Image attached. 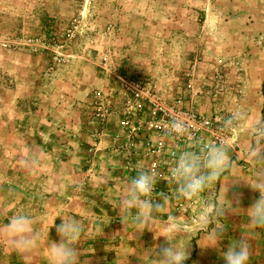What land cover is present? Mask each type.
<instances>
[{"label": "crops", "instance_id": "obj_1", "mask_svg": "<svg viewBox=\"0 0 264 264\" xmlns=\"http://www.w3.org/2000/svg\"><path fill=\"white\" fill-rule=\"evenodd\" d=\"M261 16L260 23L232 28L229 36L213 34L215 44L230 47L234 61L222 67L226 91L197 96L195 107L207 116L218 112L229 116L239 114L240 124L233 139L226 144L231 166L200 197L191 201L175 198V185L169 179V169L174 163L165 157L158 159L149 155V145L155 141V134L150 129H142L133 170H129L125 160L113 151L114 140L123 135L119 82V85H113L109 84L111 80L107 76L97 74L94 77L91 65H82L83 61L81 64L76 61L74 68H64L77 73L76 76H61L60 69L51 77L53 83L38 82L35 85L31 77L22 79L16 72L12 73L17 87H0V143H6V146H0V157L20 158L22 173L29 177L23 185H0L1 190H11V194L0 201V223L5 225L17 213L28 214L41 239L56 238V229L50 228V223L56 220L59 224L60 217L73 215L85 221L82 236L85 238L153 239L150 231L136 234L131 219L125 220L119 212L127 182L140 170H145L156 176L152 198L163 201L166 209L153 219L151 228L161 232L168 215L180 217L181 224L188 226L187 233L181 236L184 245L190 247L186 264H224L219 251L208 248L213 244L210 233L221 229L224 236L219 247L222 250L245 239L251 252L249 264H264V228L251 226L244 210L259 198V193L245 182H252L264 172V163L253 162L247 155L251 127L264 119V12ZM222 62L221 55L216 52H204L189 71L191 61L185 63L183 58L174 59L171 63L183 66L181 72L173 66L174 70L168 71L156 86L170 100L188 98L187 74L192 73L195 88L202 84L213 88L216 84L214 76ZM31 73L27 71V74ZM106 107L112 112L104 117L101 109ZM10 143L21 144V150L14 149ZM88 149H93L90 160L86 157ZM77 185L85 186L79 197ZM228 186V198L239 196L241 208L231 206L227 199ZM51 189L57 193L47 196ZM62 189L68 191L65 200H62ZM13 190H20L21 195L14 197ZM217 198L231 208L230 213L217 217L212 223L199 224L204 205ZM163 240L161 237L149 246L134 244L128 246L127 252L146 253L145 250ZM0 242V264H12L20 259L21 255L12 248L2 230ZM116 250L122 252L124 247L118 245ZM103 262L100 263L123 264L120 261ZM148 264H156V260Z\"/></svg>", "mask_w": 264, "mask_h": 264}, {"label": "rangeland", "instance_id": "obj_2", "mask_svg": "<svg viewBox=\"0 0 264 264\" xmlns=\"http://www.w3.org/2000/svg\"><path fill=\"white\" fill-rule=\"evenodd\" d=\"M263 12L264 0H0V74L9 79L8 83H0V87H17L12 76L15 72L22 79L31 77L35 85L53 83L51 77L60 69L61 76H76L77 73L64 68H74L76 61L78 64L83 61L82 65H91L94 77L107 76L109 84L121 86V79L126 77L159 89L157 82L161 83L164 75L174 70L173 66L181 72L183 66L171 63L174 59L191 61L190 71L200 54L216 52L224 61L218 67L222 71L223 66L234 60L229 46L215 44L214 32L229 36L232 28L260 23ZM10 144L21 150V144ZM0 146L6 143L1 142ZM91 150L86 152L89 160ZM20 160L0 157V185H23L28 180L29 174L23 175ZM84 188L77 185L78 197ZM67 192L62 189V200ZM12 193L14 197L21 195L20 190ZM54 193L57 190L51 189L47 196ZM10 194L11 190L0 189V201ZM0 224L2 230L3 223ZM81 224L83 232L78 247L83 253L82 261L155 262L146 253L127 251L128 246H149L156 240L85 238L82 237L85 221ZM50 225L52 228L53 223ZM48 239L58 237L41 239L29 259L20 254V259L12 264L42 261L50 264ZM118 245L124 247L122 252L116 250Z\"/></svg>", "mask_w": 264, "mask_h": 264}, {"label": "clouds", "instance_id": "obj_3", "mask_svg": "<svg viewBox=\"0 0 264 264\" xmlns=\"http://www.w3.org/2000/svg\"><path fill=\"white\" fill-rule=\"evenodd\" d=\"M239 124L240 116L236 114L225 118L220 130L226 133L231 132L237 129ZM164 133L173 138L191 139L192 125L184 114H179L172 116L164 124ZM247 155L253 162L264 163V121H256L252 125ZM34 163L33 161L32 164ZM230 166L229 152L222 139L209 142L200 148L199 152L182 151L169 169V179L175 185V198L191 201L200 197ZM156 183L154 173L140 170L127 182L120 200L119 212L125 220L131 219L136 234L150 231L153 233L154 240L159 241L161 237L164 238L163 243L145 250L149 257L155 258L156 264H186L190 257V247L184 245L181 236L187 233L188 226L181 224L180 217L168 215L161 232L153 231L151 228L153 219L166 210L163 201L152 198ZM245 183L251 190L259 193V198L244 209L249 224L264 228V172L259 173L252 182ZM220 190L223 191V185ZM229 190L228 186L227 199L231 202V206L241 208L239 196L228 198ZM230 211L231 208L223 204L219 198L215 201L210 200L202 208L198 223H212L217 217L227 216ZM60 218L61 223L57 225L55 220L52 226L56 229L58 240L46 241L50 264H89L87 260H81L83 253L78 247L83 232L81 221L73 215ZM2 231L12 248L25 260L30 258L41 240L40 233L34 228L33 219L24 213L11 216L8 223L3 225ZM210 236L213 244L208 248L217 249L224 264H249L251 252L247 240L240 239L226 250H222L219 244L223 240V230H214ZM140 261L144 264L143 260L140 259Z\"/></svg>", "mask_w": 264, "mask_h": 264}, {"label": "built area", "instance_id": "obj_4", "mask_svg": "<svg viewBox=\"0 0 264 264\" xmlns=\"http://www.w3.org/2000/svg\"><path fill=\"white\" fill-rule=\"evenodd\" d=\"M189 97L170 100L162 92L156 90L151 84L130 78L121 79L120 112L122 115L123 135L114 140L113 151L125 160L129 170L134 168L135 150L143 128L150 129L155 134L154 143L149 145V155L160 159L165 157L175 162L178 155L185 150L199 152L200 148L209 142L219 139L228 144L234 133L222 132L221 125L225 118L231 117L224 112L211 116L203 115L196 110L195 98L199 95L223 94L227 89V82L223 72L218 69L214 76L215 87L202 84L194 87L192 73H188ZM6 75L0 74V83H8ZM106 117L111 114L107 107L101 109ZM184 114L192 125V138H173L164 133V124L172 116ZM264 121V119H263ZM93 153V149L90 151Z\"/></svg>", "mask_w": 264, "mask_h": 264}]
</instances>
